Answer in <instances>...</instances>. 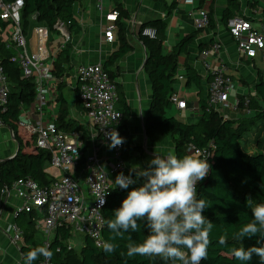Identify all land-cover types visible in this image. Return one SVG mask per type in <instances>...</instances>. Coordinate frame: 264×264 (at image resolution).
Returning a JSON list of instances; mask_svg holds the SVG:
<instances>
[{
	"label": "trees",
	"instance_id": "1",
	"mask_svg": "<svg viewBox=\"0 0 264 264\" xmlns=\"http://www.w3.org/2000/svg\"><path fill=\"white\" fill-rule=\"evenodd\" d=\"M10 3L16 0H2ZM77 0H23L24 7L21 12V22L24 34H28L32 24L45 26L49 31L55 32V26L62 24L68 29L75 26L73 7ZM204 0H200L203 3ZM115 11L118 13L117 27L120 41L119 49L112 54L104 68L114 79V74L108 67L128 53L132 47L126 40L124 24L128 20L127 13L117 4ZM35 17V20H32ZM232 17V11L224 13V23ZM210 19L209 26L211 27ZM6 24L0 21V29ZM143 28H151L156 32L155 39L141 36V42L145 48L146 61L144 71L151 85L152 97L150 106L143 123L146 140L151 144H160L167 138L174 141V152L178 157L186 155L189 146L204 148L212 142L215 149L212 151L209 163L212 170L203 181L197 185L198 198H205L210 207L204 211V215L214 223L211 232V243L208 247L207 259L202 264H241L231 255L234 247H249L256 244L257 237L243 241L234 239L240 228L252 220L251 204L264 202V80L260 79L255 86L256 97L251 99L247 109L248 117L238 119H226L222 113L210 109L206 100H200L198 109L199 117L195 124H187L167 116V112L173 108L170 97L174 94L178 68V57L187 51L188 45L194 40L195 35L182 39L171 51H164L166 23L161 20L148 22ZM142 28V29H143ZM200 52L204 46H200ZM15 52L8 49L0 42V59L4 73L10 85L7 109L0 114V121L4 127L10 129L18 146L17 152L10 158L0 160V211L3 205L2 190L11 189L12 185L21 179L30 178L41 186H47L50 180L43 173L49 164L50 153L40 150L34 145V137L24 128L18 125L17 118L21 108H29L35 100V84L31 79H24L19 65L12 60ZM68 51L64 50L57 56L53 63L57 78L64 76V65H68ZM194 83L200 85V78L193 70L186 71V85ZM116 84V83H115ZM118 89V84H116ZM59 111L55 124L59 130L70 132L82 131L83 127L74 121L68 120L66 100L58 95ZM121 102V99H118ZM79 106V105H78ZM80 107V106H79ZM238 108L243 109V100ZM122 113L120 124L121 136L125 138L123 155L126 167L129 169L130 158L127 154L131 148V139L126 129V121L129 117L127 108ZM254 133L256 152H248L247 139ZM135 178V174L132 173ZM140 181L132 187L138 186ZM115 190L108 199L104 209L105 229L102 237L104 243L111 233L107 228V221L113 218V210L120 207L127 191ZM32 216L18 214L14 220L22 232L23 242L19 253L23 262L28 251L43 246V239L35 235ZM60 240L57 238L50 246L52 252L51 264H170L159 257H145L126 255V239H117L115 243L119 247L113 253H106L104 247L97 248L93 241L83 240L81 249L77 252L68 248L66 241L67 231H59ZM144 226L137 233H127L134 241L140 242L145 236ZM227 237L226 244H220L219 238ZM264 243V241H262ZM259 246V245H257ZM41 257L33 262L38 264ZM26 263V261H25ZM248 264H259L257 257H253Z\"/></svg>",
	"mask_w": 264,
	"mask_h": 264
},
{
	"label": "built area",
	"instance_id": "2",
	"mask_svg": "<svg viewBox=\"0 0 264 264\" xmlns=\"http://www.w3.org/2000/svg\"><path fill=\"white\" fill-rule=\"evenodd\" d=\"M23 7V0L10 3L0 0V21L11 27L5 47L15 52L12 60L19 65L22 77L33 80L35 84V100L29 108H21L17 123L34 137L36 148L50 153L49 164L43 170L50 183L41 186L30 178L16 181L10 190H2V209L9 197L16 199L18 204L14 218L18 214L31 215L34 230L42 235L43 246H47L49 250L56 238L60 240L59 231H67L69 234L66 243L75 235H81L83 240L88 238L97 248H102L105 229L103 212L112 193L120 189L113 182L120 172L125 175L130 173L124 162L123 145L110 150L108 144L111 141L105 135L115 128L121 136L123 115L118 107L117 87L102 64L78 67L75 70L76 91L85 119L83 130H59L55 124L57 115L47 111L51 100V83L57 81L52 69L54 58L46 62L39 54L35 57L28 54V42L21 22ZM117 17L118 13L114 11L106 16V20L115 22ZM209 23L206 10L199 11L198 16L193 18L197 30L207 28ZM54 28L64 42L68 43V28L62 24ZM226 29L241 58L253 60L260 55L264 61V35L257 32L247 18L232 16L226 23ZM115 30V25L105 30L103 35L106 43L113 42ZM36 34L37 49L41 52L45 31L38 29ZM140 35L149 39L156 38V32L151 28L141 29ZM219 49L218 43L211 46L213 51L217 52ZM209 54V50L201 52L204 58ZM204 65L212 72L207 105L210 109L221 112L226 106L229 107L235 83L226 75L223 65L215 69H211L207 63ZM262 75L264 76V70ZM178 80H183V77L178 76ZM9 92L10 85L0 59V114L7 109ZM170 102L179 111L187 109L186 100L176 94H172ZM249 102V98L243 100L245 110H248ZM239 105L240 101L236 99L230 104L233 109H238ZM2 127L0 121V130ZM10 134L14 138L13 133ZM214 149L212 142L204 148L190 146L192 155L202 159H209ZM102 195H105L106 202L100 206L98 199ZM1 233L20 249L23 237L15 223L9 224ZM68 248L72 249L70 246ZM38 264H51V259L41 257Z\"/></svg>",
	"mask_w": 264,
	"mask_h": 264
},
{
	"label": "crops",
	"instance_id": "3",
	"mask_svg": "<svg viewBox=\"0 0 264 264\" xmlns=\"http://www.w3.org/2000/svg\"><path fill=\"white\" fill-rule=\"evenodd\" d=\"M117 4L121 5L128 15L124 27L126 40L132 49L110 65L108 70L114 74L113 81L118 84L117 96L118 99H121V102L118 101V107L123 114L126 107L129 113V117L125 120L126 129L131 139L128 156L131 155L132 148L139 149L134 146L137 141V133L142 134L140 137L144 139V150L148 157L145 162L152 159L155 152L160 155L175 154L174 141L171 138H167L160 144L150 143L151 148L146 147L149 142L146 140L143 123L150 106L152 90L148 76L144 71L146 52L140 39V31L145 24L151 21L161 20L166 23L163 44L166 53H171L185 37L195 35L194 40L188 45L187 51L178 57L177 80L174 83V94L186 100L187 109L179 111L174 106L173 108L188 120L193 119L187 124L197 123L199 102L200 100L207 101L208 98L212 72L205 67L204 63L210 65L211 69L223 65L226 75L235 83L229 107L226 106L225 110H221L220 113L226 119L249 116L250 110L233 109L230 104L234 99L241 101L256 97L255 86L260 79L264 80L262 75L264 61L260 55L250 60L241 58L237 54L235 42L229 36L224 23V13L229 9L232 11V16H244L252 23L257 32L264 35V0H204L203 3H200V0H77L73 7L75 26L68 29L70 36L68 43L64 42L60 34L49 31L43 25L33 23L28 34H25L28 42L27 52L30 56L35 57L39 54L46 62H50L51 58H54L55 61L62 51H68L69 63L63 66L65 68L63 77H56L52 64L53 75L57 81L51 83V100L47 108L49 114L57 115L59 111L57 98L61 94L67 103V119L83 127L85 119L79 107L75 70L80 66L99 63L104 66L112 54L119 49L117 20L115 22L106 20V16L115 11ZM201 10L208 12L212 24L211 27L197 30L194 27L193 18H196ZM111 25H115L116 30L114 40L109 44L104 41L103 34ZM6 27L0 29V42L3 45L8 42L10 37V32ZM38 29L45 31L41 52L37 49L36 32ZM214 43L220 45L217 52L211 50ZM201 45L204 46V50L210 51L207 58L201 56L199 49ZM61 47L63 48L61 49ZM187 69L193 70L199 76L200 85L194 83L186 85ZM178 76H182L183 80L179 81ZM10 132V129L4 126L0 130V146L5 145L3 149L0 148V160L10 158L17 152L18 146ZM169 140L170 142H168ZM140 152L134 151V156ZM186 155H192L190 146L186 150ZM131 167L129 166L130 171ZM17 204L16 199L9 197L2 209L0 221H11ZM4 238L0 241V264H22L19 251V254L17 252L14 254L9 239L6 236ZM6 243L8 244L6 245ZM4 249L10 252V257L3 251Z\"/></svg>",
	"mask_w": 264,
	"mask_h": 264
},
{
	"label": "clouds",
	"instance_id": "4",
	"mask_svg": "<svg viewBox=\"0 0 264 264\" xmlns=\"http://www.w3.org/2000/svg\"><path fill=\"white\" fill-rule=\"evenodd\" d=\"M105 135L111 141L110 150L125 143L115 128ZM211 170L208 158L155 152L142 170L117 174L113 183L120 189L128 190L140 183L127 191L120 207L113 210V218L107 221L111 235L104 243V251L113 253L119 247L115 241L126 239L128 257H159L170 264H202L207 259L214 223L204 215L211 205L205 198H198L197 185ZM104 196L98 199L100 206L106 202ZM250 201L247 203L252 220L240 228L234 239L257 237V242L249 247H234L231 255L241 264H248L254 256L259 264H264V202L252 205ZM142 225L146 233L142 241L125 235L140 232ZM219 243L226 244L227 237L221 236ZM51 256L47 246H39L27 252L25 261L33 264L40 257L50 259Z\"/></svg>",
	"mask_w": 264,
	"mask_h": 264
},
{
	"label": "rangeland",
	"instance_id": "5",
	"mask_svg": "<svg viewBox=\"0 0 264 264\" xmlns=\"http://www.w3.org/2000/svg\"><path fill=\"white\" fill-rule=\"evenodd\" d=\"M6 29L8 30V32L11 33V27L10 26H7ZM191 99V98H189ZM48 111V110H47ZM167 116H172L174 117L176 120L180 121V122H183V123H189V122H192L193 119L191 120H188L186 117H184L181 113H178L174 108H172L171 110H169L167 112ZM140 133H137V141H136V144H134V146L138 147L139 149H134L132 148V153L131 155H129L130 157V166H132L131 168L134 169L136 168V170H142L143 167H146V165L148 164V161L145 162V160L148 158L146 156V153H145V150H144V139L140 137ZM254 136L255 134L252 133L250 135V137H248L247 139V145H246V148H247V151L248 152H256L257 149L255 147V144L253 142L254 140ZM170 142V140L168 141ZM5 145H1L0 148L3 149ZM147 148H151V144L150 143H147L146 145ZM188 150V148H187ZM134 151L137 153L138 151H141L139 154H137V156H134ZM147 151V150H146ZM15 223V220H14V217L12 218L11 221H6V220H1L0 221V230L1 231H4L7 227L8 224H14ZM35 235L39 238V239H43L42 235L39 234L37 231H35ZM4 236L2 235V233H0V241L4 240ZM12 246V249L14 250V254H17L19 249H17L11 242H9ZM82 243H83V237L81 235H75L73 238H71L67 243L66 245L67 246H70L72 247L73 250L75 251H79L82 247ZM8 243H6L7 245ZM3 251L6 252V254L10 257V252H7L8 250L7 249H4ZM17 252V253H16ZM19 254V253H18ZM22 264H26L25 261L23 262V260L21 261Z\"/></svg>",
	"mask_w": 264,
	"mask_h": 264
}]
</instances>
